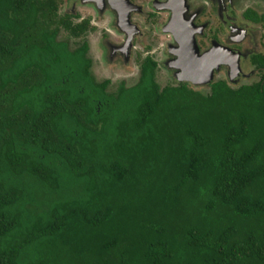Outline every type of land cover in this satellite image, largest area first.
I'll return each mask as SVG.
<instances>
[{"label":"trees","instance_id":"16d2710c","mask_svg":"<svg viewBox=\"0 0 264 264\" xmlns=\"http://www.w3.org/2000/svg\"><path fill=\"white\" fill-rule=\"evenodd\" d=\"M65 3L0 0V264H264V53L108 88Z\"/></svg>","mask_w":264,"mask_h":264},{"label":"flooded vegetation","instance_id":"af4514ba","mask_svg":"<svg viewBox=\"0 0 264 264\" xmlns=\"http://www.w3.org/2000/svg\"><path fill=\"white\" fill-rule=\"evenodd\" d=\"M67 3L70 8L64 7L63 11L75 21L87 19L90 28L84 39L71 37L68 42L74 47L87 41L89 70L96 81L109 79L108 88L117 74L123 76L121 72L128 70L136 71L135 80L129 84L121 78L114 88L120 84L133 86L139 80L141 67L148 63L154 66L157 83L159 76L166 77L165 84L159 83L161 86L186 82L206 92L214 80L226 78L237 84L240 78L256 76L251 55L264 53V0H66ZM77 3L86 6L85 15L76 8ZM175 10L181 15L172 19ZM90 37L95 44L91 54ZM205 53L208 58H202ZM188 55H192L191 60ZM96 67L98 72L93 71ZM209 68L212 76L208 81L178 79L180 73L190 70L200 78ZM100 70L106 73L99 80L96 73Z\"/></svg>","mask_w":264,"mask_h":264},{"label":"rangeland","instance_id":"374dc122","mask_svg":"<svg viewBox=\"0 0 264 264\" xmlns=\"http://www.w3.org/2000/svg\"><path fill=\"white\" fill-rule=\"evenodd\" d=\"M65 4H62L61 5V7H60V12L63 10V8L64 7H68V9L70 8V4L69 3H67L65 6H64ZM76 8L82 13V15H85L86 13V6L85 5H83V4H79V3H77V6H76ZM97 28V27H96ZM67 37V34L66 33H61V35H60V38H66ZM89 39H91V42H90V46H91V51H90V53L89 54H91V52H93L92 50L95 48V44H94V42H93V38L92 37H90ZM94 52H95V50H94ZM133 66H134V64H133ZM132 66V67H133ZM93 71H96V72H98L97 71V67H96V70H93ZM136 71H132V70H128V71H125V72H121L122 74H123V76H119V74H117V76H116V78L117 79H114V81H113V83H112V85H111V88H114V86H115V84L118 82V80H120L121 78H126L127 80H128V83L129 84H131L134 80H135V78H136V76H137V74L135 73ZM106 72H102L101 70H100V72L97 74L96 73V76H97V78L100 80V78L102 79V75L103 74H105ZM162 75H163V73H162ZM104 76V75H103ZM258 79V77L257 76H251V74H250V76H248V77H243V78H240V79H238L239 80V82L240 83H251V82H253V81H256ZM158 82L159 83H161V85H163V84H165V82H166V77L163 75L162 77H158Z\"/></svg>","mask_w":264,"mask_h":264},{"label":"water","instance_id":"95a60500","mask_svg":"<svg viewBox=\"0 0 264 264\" xmlns=\"http://www.w3.org/2000/svg\"><path fill=\"white\" fill-rule=\"evenodd\" d=\"M89 2L91 0H88ZM180 15H181V11H178V10H175L173 11V15H172V19H176V18H180ZM166 27H164V31H167L165 30ZM174 32V31H173ZM206 55H209L208 53L206 54H203L202 55V58H204V56ZM189 60L192 59V55H188L187 56ZM206 58H208V56H206ZM212 76V69L209 68V69H205V71L202 73V76H199L200 78L196 77L195 74H194V71L193 70H190L189 72H182L180 73V76L178 77V79L180 81L182 80H190L192 82H196V81H201V82H205V81H208ZM198 85V84H196Z\"/></svg>","mask_w":264,"mask_h":264},{"label":"bare ground","instance_id":"6f19581e","mask_svg":"<svg viewBox=\"0 0 264 264\" xmlns=\"http://www.w3.org/2000/svg\"><path fill=\"white\" fill-rule=\"evenodd\" d=\"M224 58V57H223ZM219 59V58H218ZM225 59V58H224ZM227 60V59H226ZM230 62V61H229ZM227 63V62H226ZM234 63V62H233ZM236 66V65H235ZM234 70V69H233Z\"/></svg>","mask_w":264,"mask_h":264}]
</instances>
